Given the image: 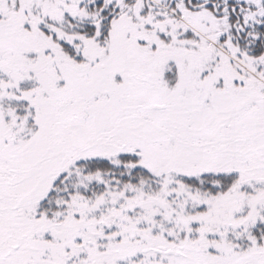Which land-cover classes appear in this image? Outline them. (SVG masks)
Segmentation results:
<instances>
[{"label": "snow or ice", "instance_id": "6c2138e0", "mask_svg": "<svg viewBox=\"0 0 264 264\" xmlns=\"http://www.w3.org/2000/svg\"><path fill=\"white\" fill-rule=\"evenodd\" d=\"M0 264H264V0H0Z\"/></svg>", "mask_w": 264, "mask_h": 264}]
</instances>
